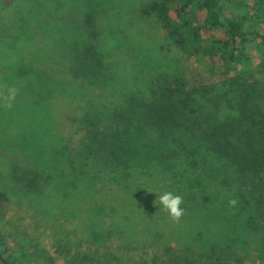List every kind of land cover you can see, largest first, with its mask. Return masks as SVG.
I'll list each match as a JSON object with an SVG mask.
<instances>
[{
  "label": "trees",
  "instance_id": "16d2710c",
  "mask_svg": "<svg viewBox=\"0 0 264 264\" xmlns=\"http://www.w3.org/2000/svg\"><path fill=\"white\" fill-rule=\"evenodd\" d=\"M134 3L135 17L144 22L145 30L140 31L147 32L144 42L154 40L159 26L179 48L200 54L218 67L224 73L221 82L190 87L180 76L160 75L133 91L137 79L133 82L132 74L140 73L142 67L134 71V57L124 64L119 45L144 42H131L124 24L120 30L104 17L106 12L96 14L91 8L77 23L71 50L75 82L52 94L39 112V148L0 167L5 183L0 203L14 196L18 202L32 203L36 214L47 216L63 204L93 206L97 181L123 183L127 188L120 190V200L110 207L122 206L124 211L108 217L86 213L81 220L86 236L110 238L129 247L141 238L137 227L155 219L160 227L153 240L161 243L162 253L152 258L153 264H244L251 250L261 263L264 0ZM113 57L117 63L109 61ZM96 89L108 96L95 104L92 113L87 108L80 112L77 98ZM83 129L80 147L69 145L73 132ZM194 143L200 149L197 154V147L190 149ZM182 156L185 159L180 160ZM208 158L226 164V177L207 168L212 167ZM176 163L186 165L183 171L192 172L191 178L202 189L214 182L211 190L179 188L178 195L190 202L181 205L185 211L178 223L154 203L151 193H140L126 184L137 167L139 173L145 169L143 175L156 167L172 173ZM232 199L235 205H230ZM18 245H11L9 233L0 232V264H25L24 254L32 252ZM111 258L117 260L108 254L96 264H110Z\"/></svg>",
  "mask_w": 264,
  "mask_h": 264
},
{
  "label": "rangeland",
  "instance_id": "374dc122",
  "mask_svg": "<svg viewBox=\"0 0 264 264\" xmlns=\"http://www.w3.org/2000/svg\"><path fill=\"white\" fill-rule=\"evenodd\" d=\"M5 2L0 0V93L3 94L0 95V167L17 155L24 156L26 152L39 148L42 139L39 126L42 118H38L39 112H43V105L52 94L67 90L75 82L71 73V50L76 43V31L79 29L77 23L86 18L91 8L96 14L106 12L104 17L111 19L120 30L121 24H124L131 42L142 43L147 37L146 31H140L145 30L144 22L135 17L134 0ZM152 36L154 40L149 43L119 45L118 54L122 55L124 64L134 57V65L137 66L134 71L142 67L140 73L132 74L131 80L134 82L137 79L133 91L143 88L160 75L180 76L190 87L221 82L224 73L218 67H212L206 57L179 48L159 26ZM109 61L117 63V58L113 57ZM259 74L257 72L255 76ZM12 86L17 88L18 94L12 102L13 106L7 108L4 96ZM104 96H108L107 92L97 89L87 95L81 94L77 98L80 112L87 108L92 113L96 109L95 104L102 102ZM75 132L69 138V145L79 148L86 129ZM191 145L190 149L197 147V154L199 147L196 143ZM179 159L185 158L182 156ZM208 159L212 167L207 168L213 173L219 171L222 178L226 177V164ZM184 166L176 163L171 170L174 175L159 171L158 167L152 169L150 175H143L145 169L142 168L139 173L137 167L132 177L127 178L126 184L140 193H151L155 200L158 194L168 191L179 194L182 192L180 190L190 188L211 190L213 181L210 188L202 189V185L191 178L192 172L183 171ZM199 179L205 182L203 176ZM97 183L99 190L93 192V206L63 204L47 216L36 214L32 203L18 202L16 197L10 198L9 194L11 200L0 203V232L9 233L11 245L17 243V248L32 252L24 254L25 264H96L108 254L117 256V260L111 258L110 264H153L152 258L162 253L161 243L153 240L155 230L160 227V222L155 219L137 227L141 238L129 247H122L110 238L99 239L85 235L81 220L86 213L108 217L124 211L122 206L117 209L110 206H115V200L121 198L120 190L127 187L123 183L116 185L109 180ZM4 187L5 183L0 179V188ZM189 202V198L184 201L185 204ZM244 258V264H264V261L260 263L257 260L254 250Z\"/></svg>",
  "mask_w": 264,
  "mask_h": 264
},
{
  "label": "clouds",
  "instance_id": "9594fccd",
  "mask_svg": "<svg viewBox=\"0 0 264 264\" xmlns=\"http://www.w3.org/2000/svg\"><path fill=\"white\" fill-rule=\"evenodd\" d=\"M17 94V88H15L14 86L8 88L7 95L4 96L5 107L11 108L13 106L12 102L15 100ZM0 95L3 94L0 93ZM154 203L162 206L163 210L168 213L169 217L174 222L178 223L184 215L185 210L181 207V205L184 203V198L181 195L174 194L171 191L164 192L163 194H158L157 199L154 201ZM229 203L230 205H235L237 201L235 199H232Z\"/></svg>",
  "mask_w": 264,
  "mask_h": 264
}]
</instances>
